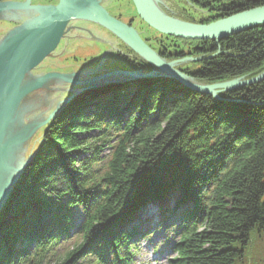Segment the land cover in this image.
<instances>
[{
	"label": "trees",
	"instance_id": "obj_1",
	"mask_svg": "<svg viewBox=\"0 0 264 264\" xmlns=\"http://www.w3.org/2000/svg\"><path fill=\"white\" fill-rule=\"evenodd\" d=\"M184 1L207 14L185 19L201 25L264 7ZM164 37L190 54L163 60L196 59L181 71L191 82L264 73V26L222 41ZM154 76L82 92L52 119L0 211V264H130L134 240L154 224L141 223L144 211L175 190L176 210L157 218L174 237L168 264H236L252 237L264 241V80L217 97Z\"/></svg>",
	"mask_w": 264,
	"mask_h": 264
},
{
	"label": "water",
	"instance_id": "obj_2",
	"mask_svg": "<svg viewBox=\"0 0 264 264\" xmlns=\"http://www.w3.org/2000/svg\"><path fill=\"white\" fill-rule=\"evenodd\" d=\"M29 1L26 4L14 2L0 4V19L23 22L22 26L9 32L0 43V211L7 202L12 186L26 166L20 172L16 166L19 161L20 145L36 128L46 124L55 114L42 124L28 126L24 124V115L40 105L35 103V97L45 91L53 90L47 89L46 86L71 83L84 87L82 92H86L101 88L97 80L111 75L130 76L115 78L106 82L107 84L150 77V74L138 76L135 73L116 72L87 82H75L67 76L52 73L24 87L27 76L57 49L67 26L73 20L92 21L106 27L158 69L151 73L155 78L171 79L195 93L219 97V93L249 87L264 80L263 73L249 80H232L212 85L193 84L173 67V63L164 61L147 47L134 28L110 16L97 0H60L57 6L51 7H31ZM132 2L138 17L148 27L162 35L182 40L222 41L232 35L264 26V7L201 25L166 17L154 8L150 0H132ZM15 174L18 177L13 179Z\"/></svg>",
	"mask_w": 264,
	"mask_h": 264
},
{
	"label": "rangeland",
	"instance_id": "obj_3",
	"mask_svg": "<svg viewBox=\"0 0 264 264\" xmlns=\"http://www.w3.org/2000/svg\"><path fill=\"white\" fill-rule=\"evenodd\" d=\"M27 1L28 0H6V2L19 4H26ZM59 1L60 0H30L29 3L31 7H51L57 6ZM97 1L103 9L110 13V15L120 19L123 23L128 24L134 20V28L139 33L142 42L158 54L159 57L160 54L167 55L168 52L190 54L187 47L180 43L175 44L167 42V39L164 37L165 35L163 36L142 22L137 15L132 0ZM150 2L162 15L184 23H190L185 21V19L199 21L207 16V14L201 11L198 7L184 0H150ZM22 25L23 22L0 19V43L9 32H12L15 28H19ZM176 45L179 46L177 47ZM163 46L166 50H163ZM50 61L54 62L52 66H49ZM164 61L173 63V67L180 73L181 71H188L187 75L198 68V65H196V59L191 56L176 61ZM146 62L147 61L138 55L127 43L106 27L92 21L82 19L73 20L67 26L65 34L57 49L27 76L24 82V87L28 86L33 81L52 73L67 76L75 82H87L116 72L135 73V75L138 76H145L158 71L155 67L153 69L144 67V63ZM121 76L130 75L116 74L97 80L100 85L99 87L105 86L104 84L106 82L112 81ZM187 80L191 82L189 79ZM191 83L206 85L205 83ZM113 84L118 85L123 83L114 82ZM106 85L108 84L106 83ZM46 88L53 90L45 91L35 97V103L40 105L37 109L28 111L24 115V124L26 126L42 124L49 119L52 114H55L46 124L36 128L32 135L20 145V150L18 151L19 161L16 165L19 172L40 147L45 130L52 119L62 111L69 101L84 89L82 86L72 85L71 83H60L57 85L46 86ZM102 97L105 96L103 95ZM59 103L60 106L58 107ZM96 135L97 133L91 134L93 137ZM111 153L112 151L109 147L104 150L101 161L96 166V171L100 174L106 171V166L110 161ZM17 177V174H15L13 179H16ZM179 199L180 192L178 190L172 191L163 204H154L144 211V218L141 219V223L150 220L154 221V224L150 231L147 232L148 234L142 238L134 240L132 250L133 255L130 264H168L169 260L174 258L175 255L171 249L174 237L170 231H166L160 227L157 218L162 212H164V210L168 212L175 211ZM81 216V211H78V222L81 220ZM253 242L252 237L251 245L245 250L244 259L238 261L236 264H264V241L260 244L258 242L256 246H254Z\"/></svg>",
	"mask_w": 264,
	"mask_h": 264
},
{
	"label": "flooded vegetation",
	"instance_id": "obj_4",
	"mask_svg": "<svg viewBox=\"0 0 264 264\" xmlns=\"http://www.w3.org/2000/svg\"><path fill=\"white\" fill-rule=\"evenodd\" d=\"M109 13V12H108ZM109 15H110V13H109ZM110 16H112V15H110ZM113 17V16H112ZM113 18H115V17H113ZM115 19H117V20H119V21H121L120 19H118V18H115ZM122 22V21H121ZM123 23V22H122ZM126 25H128V26H130V27H132V28H134V25H135V22H134V20H132L131 22H129L128 24H126ZM135 29V28H134ZM136 30V29H135ZM139 34V33H138Z\"/></svg>",
	"mask_w": 264,
	"mask_h": 264
},
{
	"label": "bare ground",
	"instance_id": "obj_5",
	"mask_svg": "<svg viewBox=\"0 0 264 264\" xmlns=\"http://www.w3.org/2000/svg\"><path fill=\"white\" fill-rule=\"evenodd\" d=\"M53 63H54L53 61H50V62H49V66H52V65H53Z\"/></svg>",
	"mask_w": 264,
	"mask_h": 264
}]
</instances>
